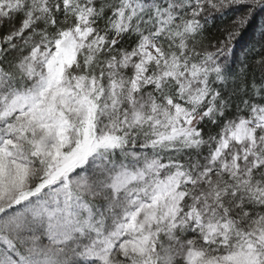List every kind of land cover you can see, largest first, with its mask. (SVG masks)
<instances>
[{"label": "snow or ice", "instance_id": "6c2138e0", "mask_svg": "<svg viewBox=\"0 0 264 264\" xmlns=\"http://www.w3.org/2000/svg\"><path fill=\"white\" fill-rule=\"evenodd\" d=\"M264 0H0V264H264Z\"/></svg>", "mask_w": 264, "mask_h": 264}, {"label": "trees", "instance_id": "16d2710c", "mask_svg": "<svg viewBox=\"0 0 264 264\" xmlns=\"http://www.w3.org/2000/svg\"><path fill=\"white\" fill-rule=\"evenodd\" d=\"M264 21H261L260 17H257L256 20L253 21V24L249 27L248 31L241 37L238 46L237 52L239 53L242 48L250 41L253 33L255 32L257 26Z\"/></svg>", "mask_w": 264, "mask_h": 264}]
</instances>
